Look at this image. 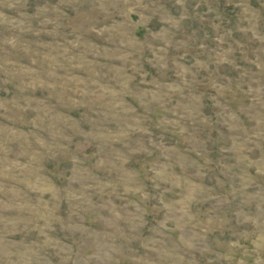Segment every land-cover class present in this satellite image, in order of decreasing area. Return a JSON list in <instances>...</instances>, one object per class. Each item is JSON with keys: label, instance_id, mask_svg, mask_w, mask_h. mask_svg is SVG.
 Segmentation results:
<instances>
[{"label": "rangeland", "instance_id": "374dc122", "mask_svg": "<svg viewBox=\"0 0 264 264\" xmlns=\"http://www.w3.org/2000/svg\"><path fill=\"white\" fill-rule=\"evenodd\" d=\"M0 264H264V0H0Z\"/></svg>", "mask_w": 264, "mask_h": 264}]
</instances>
